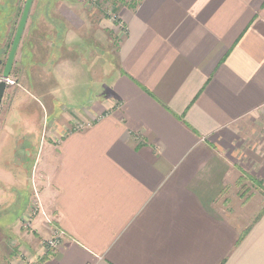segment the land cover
Here are the masks:
<instances>
[{
	"label": "crops",
	"instance_id": "crops-1",
	"mask_svg": "<svg viewBox=\"0 0 264 264\" xmlns=\"http://www.w3.org/2000/svg\"><path fill=\"white\" fill-rule=\"evenodd\" d=\"M117 14L103 26L116 60L93 67L82 37L47 87L35 81L54 118L32 170L15 147L11 183H30L16 223L37 190L63 238L53 251L42 245L53 227L22 228L28 264H264V149L251 148L264 143V0H141ZM62 73L76 83L69 97ZM90 77L97 98L82 105Z\"/></svg>",
	"mask_w": 264,
	"mask_h": 264
},
{
	"label": "rangeland",
	"instance_id": "rangeland-1",
	"mask_svg": "<svg viewBox=\"0 0 264 264\" xmlns=\"http://www.w3.org/2000/svg\"><path fill=\"white\" fill-rule=\"evenodd\" d=\"M49 1L35 0L33 4L9 78L10 82L0 107V202L9 203L13 197L16 201L18 200V203L10 209L7 205H0V226L5 227L6 232L9 233V237H3L0 228V246L2 247H0V257L3 256L4 250L10 251L12 254L9 260L3 259L6 261L4 264H11L12 257L21 260L18 264H28L30 258L25 248L24 239L26 240V237L21 232L24 225L16 223L22 216L25 203L28 201L26 199L30 195V183L29 186L16 183L19 180L20 172L17 169L19 162L17 156L15 157V147L20 146V149L27 150L23 158L24 166L27 171L32 170L40 144V132L44 119L52 120L54 118L53 114L48 115L45 108V105L50 106V99L45 100L44 96L37 93L35 81H37L40 90L43 89L40 83H44L47 87L50 84V71L56 64V60L60 55H63L62 58L66 57V53L62 51L63 48L66 49L71 40L78 41L82 37H84V41L88 40V43L91 41L90 43L93 45L90 48L92 56L88 57L91 58L93 67L99 66V63L103 61V55L105 59L114 56L116 60L118 37L109 28L103 26L107 27V24L115 22L116 10L138 3L140 0H73V2L58 0L52 4ZM25 4L26 0H0V80ZM5 8L7 9L4 10ZM62 11L73 16L76 26L79 27L77 30L76 26H71L66 21ZM7 13L9 15H6ZM66 39L68 41H65ZM62 75L64 77L58 79L61 87L60 94L69 97L68 92L73 86H76V83L71 84L70 79L65 74L62 73ZM84 82L90 83V91L87 92L86 85L80 86L83 89V95L75 100L83 101L82 105H89L97 98V88L100 83L97 78L94 80L92 77ZM51 101L55 100L51 99ZM60 101V106H65L64 104L67 103L65 99ZM259 143L261 142L256 141V145L251 148H258V145H261V148L264 149V143ZM14 175L18 180L12 185ZM19 186L23 187L21 191L16 189ZM13 188H15L14 193ZM32 196L35 197L34 192ZM4 207L7 208L3 209ZM37 219L43 223L46 222V218L42 215L36 217L35 223L40 222ZM14 224V229H12ZM8 225L11 227H7ZM13 233L17 235L15 238L12 236ZM42 245L47 247L46 243H42ZM6 258L8 259V257Z\"/></svg>",
	"mask_w": 264,
	"mask_h": 264
},
{
	"label": "water",
	"instance_id": "water-1",
	"mask_svg": "<svg viewBox=\"0 0 264 264\" xmlns=\"http://www.w3.org/2000/svg\"><path fill=\"white\" fill-rule=\"evenodd\" d=\"M34 0H27L25 4V8L23 10L15 38L13 40L12 48L9 53L7 62L5 64V68L2 74V78L0 80V107L4 98V94L7 89V85L9 83V78L11 76V72L15 63V59L28 23L29 15L33 6Z\"/></svg>",
	"mask_w": 264,
	"mask_h": 264
},
{
	"label": "built area",
	"instance_id": "built-area-1",
	"mask_svg": "<svg viewBox=\"0 0 264 264\" xmlns=\"http://www.w3.org/2000/svg\"><path fill=\"white\" fill-rule=\"evenodd\" d=\"M114 17H115V21H116L118 18L116 15H114ZM9 82H10V80H9ZM39 215L44 216L46 218L45 223L49 227H53L55 230V234L49 240H47L45 242L47 245V248L49 250L54 251L59 247L61 240L63 238V235H62V232L60 234L58 233L57 229L55 228V225H54L52 218H50V216L43 210L42 205H41V201H40V197H39V193L37 192V190H35V197H33L31 199L29 214H27L26 219L24 221L25 227L26 228H32L33 221Z\"/></svg>",
	"mask_w": 264,
	"mask_h": 264
},
{
	"label": "trees",
	"instance_id": "trees-1",
	"mask_svg": "<svg viewBox=\"0 0 264 264\" xmlns=\"http://www.w3.org/2000/svg\"><path fill=\"white\" fill-rule=\"evenodd\" d=\"M55 1H58V0H50L49 2L52 4V3H54ZM68 1H71V2H73V0H68ZM141 1V0H140ZM140 1L138 2V3H134V4H131V5H128L129 7H132V8H136L137 6H138V4L140 3ZM7 3V2H6ZM7 8H5L4 10H6ZM116 11H118V10H116ZM115 14H116V16L118 15L116 12H115ZM114 14V15H115ZM6 15H9V13H7ZM118 20V19H117ZM115 21V22H118V21Z\"/></svg>",
	"mask_w": 264,
	"mask_h": 264
},
{
	"label": "flooded vegetation",
	"instance_id": "flooded-vegetation-1",
	"mask_svg": "<svg viewBox=\"0 0 264 264\" xmlns=\"http://www.w3.org/2000/svg\"><path fill=\"white\" fill-rule=\"evenodd\" d=\"M27 1V0H26ZM34 2H35V0H34ZM34 4V3H33ZM33 7V6H32ZM25 8V7H24ZM32 10V9H31ZM31 13V12H30ZM29 17H30V15H29ZM29 20V19H28ZM13 44V43H12ZM11 48H12V46H11ZM11 51V50H10ZM1 63V62H0ZM27 214H29V212L27 213ZM27 214L21 219V224H23L24 225V221H25V219H26V216H27ZM24 228L26 229V227H25V225H24Z\"/></svg>",
	"mask_w": 264,
	"mask_h": 264
}]
</instances>
